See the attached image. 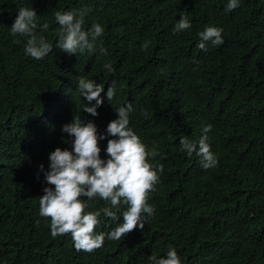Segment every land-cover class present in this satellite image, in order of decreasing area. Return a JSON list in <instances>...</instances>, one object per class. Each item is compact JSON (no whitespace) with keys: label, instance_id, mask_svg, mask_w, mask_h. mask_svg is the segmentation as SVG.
Here are the masks:
<instances>
[{"label":"trees","instance_id":"1","mask_svg":"<svg viewBox=\"0 0 264 264\" xmlns=\"http://www.w3.org/2000/svg\"><path fill=\"white\" fill-rule=\"evenodd\" d=\"M228 2L0 0V264H152L151 256L170 248L182 264H264V0H239L231 11ZM21 8L35 10V34L53 47L42 60L25 54L28 37L11 35ZM73 9L86 10L85 31L104 29L93 52L56 47L55 12ZM182 16L191 28L175 33ZM208 26L223 29V43L203 51L199 33ZM79 77L104 87L96 117L83 112L95 101L81 96ZM109 86L115 95L108 101ZM128 104L129 126L158 152L149 163L164 169L148 200L154 214L119 241L107 234L126 206L118 222L101 214L95 231L105 234L104 245L77 251L71 234L53 238L50 218L39 215L43 189L54 187L39 165L47 170L57 147L71 150L62 125L91 120L105 133ZM209 124L218 166L205 169L200 157L180 150V140L198 141ZM100 147L106 160L107 139ZM86 202V211L110 206Z\"/></svg>","mask_w":264,"mask_h":264},{"label":"clouds","instance_id":"2","mask_svg":"<svg viewBox=\"0 0 264 264\" xmlns=\"http://www.w3.org/2000/svg\"><path fill=\"white\" fill-rule=\"evenodd\" d=\"M239 6V0H229L226 10L231 11ZM85 15L86 10L55 12V19L61 27L56 47L68 55L93 52L92 41L104 35V29L100 24H93L90 30H84ZM10 28L12 36L28 37L25 54L31 58L42 60L52 52V45L44 37L35 34L37 13L34 9L21 8ZM47 28L48 25L44 24L43 29ZM190 28V20L182 16L173 31L180 33ZM222 32V28L206 27L199 33L201 42L198 47L207 51L208 42L213 45L222 44ZM141 47L146 51L149 47L148 42ZM100 52L102 55L108 54L107 49H100ZM104 67L109 72L113 71L110 63H106ZM77 87L89 104L95 101L91 106L86 105L83 112L92 117L98 116L97 109L104 102L101 96L104 87L83 77L78 78ZM114 95L115 89L109 86L107 100H111ZM132 111L131 104L117 109L118 118L109 122L105 133H99L97 125L91 120L73 118L70 123H65L61 127L63 133L73 138L71 150L57 147L49 153L48 169L45 170L43 164L39 165V172L44 173L46 184L54 186L43 189L44 194L39 199V215L50 218L53 238L71 234L77 251L91 253L104 245L105 234L95 231L101 223V214L118 222L121 219L118 212L121 206H126L122 213L123 222L117 223V226L107 234V239L116 241L125 238L137 227L142 230L145 226V214L148 217L154 214V208L148 200L150 193L156 190L155 186L160 182V175L164 169L162 165L154 168L149 163V158L155 157L158 152L155 148L147 149L129 126V114ZM211 129V124L205 126L198 141L186 137L180 140V150L186 152L189 157L194 154L200 157L205 169L218 166V158L208 143L207 133ZM105 139L108 157L106 160L101 158L100 147V141ZM97 198L110 206L96 211H86L91 206L86 201ZM150 260L152 264H182L175 248H170L164 257L157 258L153 255Z\"/></svg>","mask_w":264,"mask_h":264}]
</instances>
